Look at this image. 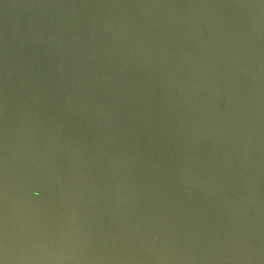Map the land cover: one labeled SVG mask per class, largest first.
Masks as SVG:
<instances>
[{"label": "water", "instance_id": "water-1", "mask_svg": "<svg viewBox=\"0 0 264 264\" xmlns=\"http://www.w3.org/2000/svg\"><path fill=\"white\" fill-rule=\"evenodd\" d=\"M0 264H264V0H0Z\"/></svg>", "mask_w": 264, "mask_h": 264}]
</instances>
